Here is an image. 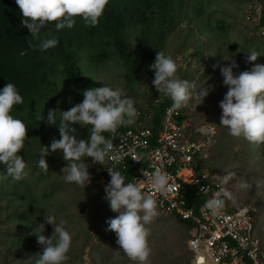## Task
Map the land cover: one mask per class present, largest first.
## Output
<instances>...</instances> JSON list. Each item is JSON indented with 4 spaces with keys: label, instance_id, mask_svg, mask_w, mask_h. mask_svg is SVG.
<instances>
[{
    "label": "trees",
    "instance_id": "1",
    "mask_svg": "<svg viewBox=\"0 0 264 264\" xmlns=\"http://www.w3.org/2000/svg\"><path fill=\"white\" fill-rule=\"evenodd\" d=\"M260 2L261 19L253 22L245 20L249 0H108L94 27L80 17L75 18L72 27L59 31L55 29V22L47 23L41 29V36L55 37L58 44L40 51L39 41L22 26L24 18L16 0H0V88L8 82L14 83L23 97V104L14 106L11 114L28 127L24 148L19 154L25 159L29 173L16 182L10 178L0 180V264H36L37 254L43 247L37 243L34 227L44 223L46 236L54 231L45 220L46 210L57 221L64 220L66 230L72 234L64 264H108L110 261L118 264L111 254L114 246L106 242L109 233L114 237L112 231L107 230L112 210L105 199V185L98 182L100 179L93 172L98 170L100 177L104 173L103 166L93 163L91 157L81 158L80 163L88 165L91 182L86 187L66 183L62 169L68 162L57 151L46 157L49 170L44 172L38 167L40 150L53 139H59L60 134L57 126L48 125L40 117L49 109H57L59 118L60 110L82 102V89L99 87L104 82L94 78L106 82L114 79L120 83L119 89L133 100L135 108L142 111L132 125L146 124L156 135L165 109L172 103L152 85L154 70L148 66L154 62L157 51L176 61V77L187 80L191 86L190 100L197 106L183 111L188 124L186 136L198 139L200 133L195 129L201 121L216 120V141L211 147L208 167L217 177L219 163L227 157V160L232 159L233 165L223 175L229 173L232 184L244 173L246 179L240 185H244L248 194L247 204L255 209V234L264 246V143L234 137L219 124L222 112L219 102L228 88L222 83L219 68L212 67L218 62L224 66L235 61L238 67L233 71L238 75L250 70L255 63L264 64V55L254 62L247 61L250 51L264 54V34L257 32L264 28V0ZM206 82L214 88L203 103L198 104L197 91ZM179 122L183 125L185 121ZM72 126L77 129L78 138H88L91 126L82 128L78 123ZM253 162L254 169L250 168ZM2 175L4 170L0 165ZM232 184L226 183L227 191L234 188ZM186 189L188 203L195 205L196 188L187 185ZM226 204L230 210L241 207ZM159 219L165 220L162 213L146 225L150 237L159 233L166 237L167 232L159 231ZM168 219L173 220L169 226L184 225L187 233L193 228L191 221L177 215ZM76 222L77 226L72 228V223ZM39 230L43 232L42 228ZM178 233L182 236V232ZM103 234L106 237H102ZM184 239L179 238L177 255L164 264H191V252L181 247ZM87 255L90 262L86 260ZM130 260L125 256L124 261H133Z\"/></svg>",
    "mask_w": 264,
    "mask_h": 264
},
{
    "label": "clouds",
    "instance_id": "2",
    "mask_svg": "<svg viewBox=\"0 0 264 264\" xmlns=\"http://www.w3.org/2000/svg\"><path fill=\"white\" fill-rule=\"evenodd\" d=\"M107 3L108 0H16L24 18L21 21L22 26L27 27L30 36L39 41L40 51H46L58 44L55 37L41 36V29L47 23L55 22V29L59 31L64 27H72L75 18L80 17L89 26L94 27L103 15ZM254 4L261 5L260 18L257 16L248 18ZM262 12L260 0H249L245 20L259 22ZM260 31L264 34V28ZM248 53L249 63L264 55L256 51ZM223 59L230 60L224 56ZM148 67L154 70L152 85L160 95L171 99L172 108H180L187 104L188 108H196V102L190 100L193 96L191 86L187 80L176 77L177 63L171 56L157 51L154 62ZM212 67L219 68L222 83L228 88L224 98L219 102L222 110L219 124L226 127L229 134L234 137L243 136L249 142L264 143V64L255 63L250 70L240 72L238 75L233 71L238 67L235 61L224 66L218 62ZM212 88L214 86H207L206 82L197 91L198 104L203 103ZM81 91L83 101L68 110H60L59 118L57 109H49L46 115H41L40 120L58 127L60 138L53 139L48 146H42L38 167L47 172L49 165L46 157L50 152L60 151L63 159L68 162L62 169L64 181L86 187L91 182V174L87 163H80L81 158L91 157L93 163L102 165L113 150V143L106 136L109 133L114 134L118 127L124 130L125 128H122L124 125L137 128L138 126L132 123L142 111L140 110V115L137 116L139 110L135 108L133 100L121 89L113 88L107 82L102 87ZM23 102V97L14 83L8 82L0 88V165H3L4 170L0 180L10 178L16 182L29 174L26 161L19 154L24 148L28 127L21 119L11 114L13 107L22 105ZM77 123L82 128L91 126L87 139L77 137V129L72 126ZM195 131L202 135H211L215 132L213 128L205 126H198ZM155 138L156 135H153L152 142ZM107 171L110 180L105 185V199L108 200L110 209L119 213L116 217L109 218L107 230L115 232L116 243L131 260L137 264H149L151 248L146 225L158 215L156 201L144 194L139 184L126 183V177L120 171L114 168H107ZM143 174L146 175L144 171ZM151 180L157 192L166 194L170 191L166 174L157 171ZM221 191L224 197L231 199L228 191ZM206 207L213 215H217L224 207V200L210 199L206 202ZM44 217L46 222L53 226L54 231L51 236H46L44 223H38L34 227L33 234L37 238V243L43 247V251L37 254L36 264H64L72 244V234L66 230L64 220L57 221L54 215L47 214V210ZM41 228L43 232L39 230Z\"/></svg>",
    "mask_w": 264,
    "mask_h": 264
},
{
    "label": "built area",
    "instance_id": "3",
    "mask_svg": "<svg viewBox=\"0 0 264 264\" xmlns=\"http://www.w3.org/2000/svg\"><path fill=\"white\" fill-rule=\"evenodd\" d=\"M249 14L248 18H260L261 5L254 4ZM187 108L188 104L176 109L172 103L168 105L153 142V130L145 125L124 130L118 127L114 134L109 133L106 138L112 141L113 150L102 164L104 173L99 179L106 185L110 180L107 168H114L126 177V183L139 184L142 192L156 201L158 211L191 221L193 229L187 242L191 264H264V246L255 234V209L242 206L230 210L221 191H227L226 186L206 169L217 123L203 119L198 126L211 127L214 134L190 139L179 122ZM157 171L168 177L170 191L166 194L152 185L151 177ZM187 185L195 187L202 200L195 206L187 201ZM210 199L224 200L217 215L206 207Z\"/></svg>",
    "mask_w": 264,
    "mask_h": 264
},
{
    "label": "rangeland",
    "instance_id": "4",
    "mask_svg": "<svg viewBox=\"0 0 264 264\" xmlns=\"http://www.w3.org/2000/svg\"><path fill=\"white\" fill-rule=\"evenodd\" d=\"M257 32H258V34L263 35V33H261L260 29ZM179 57L181 58L182 56L180 55ZM107 83H109V85H111V86H113V85L116 86L114 88H119L120 87V85H119L120 83L118 81L115 82L114 79H113V81L111 80V82H107ZM104 84H105V79H104L103 84L100 85L99 87L104 86ZM181 119H184L185 122L183 123V125H184V127H185V129L187 131L188 124H187L186 118L181 116L179 121ZM200 136L202 137V135H200ZM213 140L216 141V136L214 137ZM227 159L228 158L226 157L225 160H222L219 163L220 164L218 166L219 172H218V176H217V178L225 186H226V183L232 184V181H233V179L231 180V175L229 173L227 174V176L223 175V174H225L226 171L229 172L231 166L233 165L232 159L231 160H227ZM209 163H210V158H208L206 160V163H205L206 164V169L208 171H210V169L208 167ZM250 166H251L250 168L254 169L255 168L254 162L251 163ZM93 172L95 173V175L97 174L96 178L99 179L100 177H98V170L94 169ZM220 175H223V176H220ZM245 179H246V177L244 176V173L242 174V172H241L238 175L237 183L231 185V187H234L232 190L228 191L231 194V199L226 198V200H225V202L229 203V205L231 207H238V205L239 206H248V207L252 206V204H250V203H249V205L247 204V202H248V194L246 193V190L243 187H239L240 184H241V181L244 182ZM96 181H97V179H96ZM98 182L101 183V180H98ZM157 212H158V214L162 213V212H160L158 210H157ZM118 214L119 213L112 211L111 218L116 217ZM162 215L165 218V220L164 219H162V220L159 219L158 220V222L161 223V228L159 229V231L167 232L166 237H164L160 233L155 235L154 237H150L148 235V238H150L149 239V246L151 248V256L149 257V263L152 262V264H164V261L169 260V259L171 260L173 257H175V255H177L176 251L180 249V247H179V238H185L184 241H182L181 247H182L183 250H185V251L190 253V251L188 249V246H187V242H188V239L190 238L191 230H189V232L187 233L186 232V230H187L186 226H184V225L183 226L182 225L179 226L176 223H175V225L169 226L168 223L173 221V220H169L168 218H170V216L172 217V215H166L164 213H162ZM78 218H81V215ZM156 218H157V216L152 220V222H154ZM77 224H78V222L72 223L71 227L74 228L75 226H77ZM178 232H180V233L182 232V236ZM112 233H113L114 237H112V235L110 233H109V235H107V237L104 234L102 235V237H106V242H108V244H112L114 246V249H113L111 254H112L113 258H116V262L118 261V264H137V262L132 261V260H130L132 262L124 261L125 260V256H127V255L120 248H116V247H119V245L116 243V240L114 241V238L117 239V237H116L115 232L112 231ZM98 238H96V240ZM165 238H168V239H165ZM122 258L124 260H122ZM86 260L88 262H90V258H89L88 255L86 256ZM110 262L111 263H108V264H112L113 263L112 261H110Z\"/></svg>",
    "mask_w": 264,
    "mask_h": 264
},
{
    "label": "crops",
    "instance_id": "5",
    "mask_svg": "<svg viewBox=\"0 0 264 264\" xmlns=\"http://www.w3.org/2000/svg\"><path fill=\"white\" fill-rule=\"evenodd\" d=\"M143 125H144V124H143ZM196 192H197V191H196ZM198 199H201V198H200L199 196L196 195V196L194 197V201L196 202L195 205L199 203V200H198ZM195 205H192V206H195ZM192 229H193V228H192ZM192 229H191V230H192Z\"/></svg>",
    "mask_w": 264,
    "mask_h": 264
}]
</instances>
